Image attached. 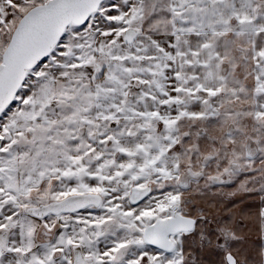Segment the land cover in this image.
<instances>
[{
    "label": "snow or ice",
    "instance_id": "snow-or-ice-1",
    "mask_svg": "<svg viewBox=\"0 0 264 264\" xmlns=\"http://www.w3.org/2000/svg\"><path fill=\"white\" fill-rule=\"evenodd\" d=\"M0 264H264V0H0Z\"/></svg>",
    "mask_w": 264,
    "mask_h": 264
},
{
    "label": "rangeland",
    "instance_id": "rangeland-1",
    "mask_svg": "<svg viewBox=\"0 0 264 264\" xmlns=\"http://www.w3.org/2000/svg\"><path fill=\"white\" fill-rule=\"evenodd\" d=\"M251 239H252V240H256V239H257L256 236H255V234H253V235L251 236Z\"/></svg>",
    "mask_w": 264,
    "mask_h": 264
}]
</instances>
